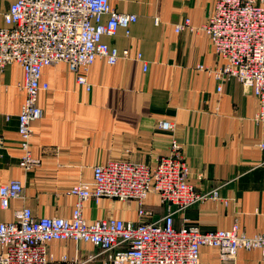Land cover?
Masks as SVG:
<instances>
[{"label":"crops","instance_id":"obj_1","mask_svg":"<svg viewBox=\"0 0 264 264\" xmlns=\"http://www.w3.org/2000/svg\"><path fill=\"white\" fill-rule=\"evenodd\" d=\"M109 1L118 13L137 17L129 37L120 29L104 39L121 58L112 66L96 59L78 73L65 64L42 70L47 90L39 93L43 115L32 125L27 167L17 129L25 99L23 70L12 64L0 71V187L11 181L22 185L21 197L0 208V223L25 208L35 218L68 219L77 203L71 189L91 183L95 166L153 168L175 141L189 170L188 183L199 193L215 191L218 199L176 213L174 228L208 233L236 226L245 237L263 234L264 122L257 119L258 102L251 91L220 75L224 62L200 31L216 0ZM14 2L0 0V27ZM186 20L190 29L177 33ZM138 54L142 61L136 60ZM79 76L87 86L77 83ZM161 121L172 123L173 131H160ZM144 207L150 213L144 222L165 215L156 194L148 195ZM137 208L134 201L87 200L82 215L88 223L113 218L135 225L142 221ZM47 250L48 264H111L116 254H98L91 244L72 241L51 242ZM199 262L264 264V257L259 250L222 257L217 249L202 247Z\"/></svg>","mask_w":264,"mask_h":264},{"label":"built area","instance_id":"obj_2","mask_svg":"<svg viewBox=\"0 0 264 264\" xmlns=\"http://www.w3.org/2000/svg\"><path fill=\"white\" fill-rule=\"evenodd\" d=\"M136 21V15L115 11L109 0H15L9 7L0 27V71L12 64L23 70L20 88L25 99L17 129L24 166L32 162V125L43 115L38 106L39 93L47 90L41 82L42 70L65 64L71 73H78L87 71L96 59L115 65L121 55L104 39L115 37L120 29L129 37ZM185 29H190L188 20L176 32ZM200 31L224 62L220 75L251 91L258 102L257 119L264 122V0H216ZM136 60L142 61L140 54ZM77 83L85 86L86 79L79 76ZM173 128L170 122L158 123L160 131ZM180 149L172 141L170 154L158 157L149 169L129 163L95 166L91 183L71 189L77 203L68 219L35 218L26 208L17 211L12 221L0 223V264H48L47 246L54 241L91 244L98 254L116 252L111 264H201L202 247L217 249L222 257L239 250H259L264 257V233L249 238L240 235L236 226L208 233L193 227L174 228L176 213L206 199H218L215 191L199 193L188 183L189 170ZM151 193L159 197L165 215L144 222L150 215L144 202ZM21 194L18 181L2 185L0 208L7 209ZM105 198L134 201L142 221L135 225L113 218L86 222L82 203Z\"/></svg>","mask_w":264,"mask_h":264}]
</instances>
